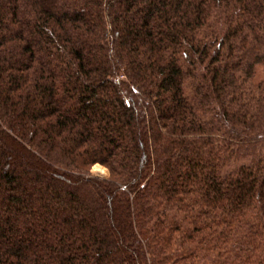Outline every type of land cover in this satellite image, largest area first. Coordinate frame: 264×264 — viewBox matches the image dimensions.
Instances as JSON below:
<instances>
[{"label": "trees", "instance_id": "1", "mask_svg": "<svg viewBox=\"0 0 264 264\" xmlns=\"http://www.w3.org/2000/svg\"><path fill=\"white\" fill-rule=\"evenodd\" d=\"M0 264H264V0H0Z\"/></svg>", "mask_w": 264, "mask_h": 264}, {"label": "rangeland", "instance_id": "2", "mask_svg": "<svg viewBox=\"0 0 264 264\" xmlns=\"http://www.w3.org/2000/svg\"><path fill=\"white\" fill-rule=\"evenodd\" d=\"M91 173L95 176L105 177V178L108 177V175H109L107 168H105L99 164H96L92 167Z\"/></svg>", "mask_w": 264, "mask_h": 264}]
</instances>
